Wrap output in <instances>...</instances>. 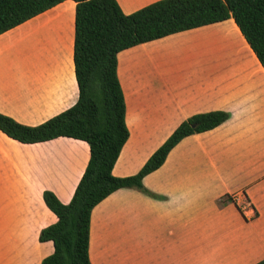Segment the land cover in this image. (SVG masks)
Instances as JSON below:
<instances>
[{"label": "crops", "instance_id": "crops-1", "mask_svg": "<svg viewBox=\"0 0 264 264\" xmlns=\"http://www.w3.org/2000/svg\"><path fill=\"white\" fill-rule=\"evenodd\" d=\"M133 13L158 0H117ZM77 3L64 0L0 34V112L38 125L79 98ZM130 136L114 165L138 173L178 125L201 112L228 120L183 138L143 178L92 211V264H256L264 259V66L234 18L118 53ZM89 144L61 136L23 143L0 130V264H42V229L58 221L43 198L69 203ZM231 201L222 203L224 197Z\"/></svg>", "mask_w": 264, "mask_h": 264}, {"label": "trees", "instance_id": "trees-1", "mask_svg": "<svg viewBox=\"0 0 264 264\" xmlns=\"http://www.w3.org/2000/svg\"><path fill=\"white\" fill-rule=\"evenodd\" d=\"M64 0H0V34ZM74 64L78 101L38 125H26L0 112V130L23 143L61 136L86 141L90 159L69 203L50 190L46 205L58 221L42 229L41 242L52 241L54 252L42 264H92L90 224L94 207L121 188L154 195L143 178L160 168L186 136L216 128L230 117L224 110L196 113L182 121L150 156L138 173L114 175L113 168L130 136L126 100L118 76V53L177 32L234 18L264 66V0H158L126 14L117 0H74ZM224 197L222 203L231 201ZM256 264H264V259Z\"/></svg>", "mask_w": 264, "mask_h": 264}]
</instances>
